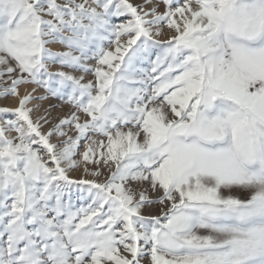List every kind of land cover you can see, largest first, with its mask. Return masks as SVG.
<instances>
[{
  "label": "snow or ice",
  "instance_id": "6c2138e0",
  "mask_svg": "<svg viewBox=\"0 0 264 264\" xmlns=\"http://www.w3.org/2000/svg\"><path fill=\"white\" fill-rule=\"evenodd\" d=\"M0 101V264H264V0H0Z\"/></svg>",
  "mask_w": 264,
  "mask_h": 264
},
{
  "label": "rangeland",
  "instance_id": "374dc122",
  "mask_svg": "<svg viewBox=\"0 0 264 264\" xmlns=\"http://www.w3.org/2000/svg\"><path fill=\"white\" fill-rule=\"evenodd\" d=\"M10 102H11V101H10ZM2 103H4V102H2V101H1V103H0V104H2Z\"/></svg>",
  "mask_w": 264,
  "mask_h": 264
},
{
  "label": "bare ground",
  "instance_id": "6f19581e",
  "mask_svg": "<svg viewBox=\"0 0 264 264\" xmlns=\"http://www.w3.org/2000/svg\"><path fill=\"white\" fill-rule=\"evenodd\" d=\"M3 102V101H2ZM0 103H1V101H0ZM9 103H11L10 101H9Z\"/></svg>",
  "mask_w": 264,
  "mask_h": 264
}]
</instances>
